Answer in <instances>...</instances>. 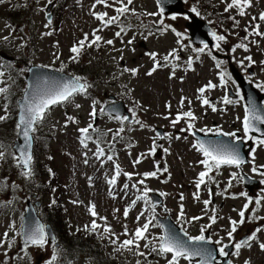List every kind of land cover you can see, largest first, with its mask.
Wrapping results in <instances>:
<instances>
[{
    "label": "rangeland",
    "instance_id": "374dc122",
    "mask_svg": "<svg viewBox=\"0 0 264 264\" xmlns=\"http://www.w3.org/2000/svg\"><path fill=\"white\" fill-rule=\"evenodd\" d=\"M60 1L61 6L59 8L55 6L53 20L56 15L57 18L48 27H45L48 23L45 12V8L48 5L47 0H5L4 3H0V56L7 52L15 57L19 56L21 59V63L17 66L10 65L0 58V65H2L0 71L5 73L3 77H0V80L3 81V83H0V87H3V85L8 87L10 85L9 81L11 79L9 77H13L12 66L18 69V75L13 77L16 82L12 86V93L7 95V97L0 94V115L6 113L4 105L8 106L7 111L9 109L13 110V94H18V97L22 95L24 91L22 79L28 70V66H25L28 60L32 64L40 63L46 66H61L63 62L71 60L73 56L70 51L71 47L82 39L85 33L89 35L90 40L93 31L102 27L100 22L95 19L93 13L107 12L109 16H113L116 13L114 8L119 6L116 4L114 7L108 8L104 5H96L93 8L95 0ZM109 2L111 3L112 0H109ZM222 6H226V4L223 2ZM129 7L135 10V14L130 12L123 16L124 18L121 20L123 26L130 25V28L125 33H122L120 37L115 35L117 31H120L117 23L103 28L102 31L96 33L103 38L100 46L98 48L96 46L85 47L82 50L83 54L81 53L76 61H72V63H79V59L82 57L89 65L92 70L91 77L93 81V89L89 95L95 97L91 98L87 95L79 94L75 96L74 101L68 107L60 105L53 107L44 121V137L50 141L47 143L48 148L66 152L70 155V158L63 157L57 151L55 165L47 164V169L52 170L51 174L49 171L45 173L49 177L44 178L42 174L39 178L30 180L20 174L16 162L10 155L6 156L4 163L0 166V180L6 177L9 185L15 182L19 186L15 189L12 188V190L11 187H8L0 191V204L11 201L7 206H0V239H3V233L7 231L9 239L15 241L11 247L8 244L0 247V264H35L40 256H46L49 251L51 253L52 249L50 247L44 249L29 247L27 250L31 257L29 259L22 251L23 245L19 241L20 235L18 234L22 226L26 201L30 199L29 195L39 193L36 189L38 188L37 184L51 178L59 179L61 182L63 191L61 194H56L55 198L60 199L64 204L70 218L69 222L75 230L90 231L85 229V225L90 226L93 220L88 211V206L91 203L96 205V211L99 216L107 218V223L117 235L123 233V225H127L129 232H132L140 225L139 223L143 224L142 222H145L147 218H151L153 215L156 217V221H153V223H157L158 217L164 216L162 206H156L153 210L151 204L146 205L145 201L142 200L137 201L134 206L131 204L136 196L141 195L137 189L141 190L142 193L145 186L157 193H167L166 196H163L162 205H165L176 222H178L180 205L183 204L185 212L183 222L190 234H200L201 227L210 223L209 216L212 215L213 208L216 209V214L219 218L208 229L219 239H222L223 243L228 241L226 233L230 230V217L239 221L238 213L243 210L244 204L248 202L247 197L239 195V193L245 192L238 190L239 185L243 186V181H233L232 194H236V198H230L229 195L217 188L222 182L227 183L231 173L236 172L239 174V169L222 166L218 174L214 171L211 175H213L215 182H209L207 187L202 186L199 190L200 200H194L193 193L197 191L195 180L198 178L199 172L204 170L203 165L199 161L204 159V157L193 147L194 137L191 131H181V129L187 128L186 119L181 120L174 127L172 125V120L178 112L191 110L197 117L193 130L197 131L202 129V127L208 126L209 128L211 124H217L224 132L242 131L241 119L245 114V110L243 100H240L236 94L239 88L232 79L221 85L218 75L219 69L216 68V60H213L212 56H215L217 60L225 61L224 67L227 69L226 60L223 58L218 59V55L214 53V55H209L207 50L199 54L194 51V49L199 47L192 44L189 39V33L185 25L188 19H184L183 14H177L179 18L175 21L171 19V16L164 14L162 16L159 14L147 15V13H159L155 0H133ZM221 10L224 12V9ZM247 12L244 23L240 20L239 29L227 31V35L226 32L223 33V35L227 36L226 42H220L222 51L218 50V52L228 54L235 46V41L236 44L239 43L236 37L242 31H245L246 20L253 15H255L254 17L257 20L260 13L264 12V0H252V6L247 9ZM232 13L236 12L232 11ZM161 18L164 19L165 24L175 27L183 36L178 37L170 29L163 33L157 31L159 27L158 21ZM6 25H10L11 28ZM149 31L153 34L149 35ZM259 31L264 33V21H261ZM47 32H52V35H44ZM5 36L10 38L4 40L3 37ZM133 37H135L134 43L129 45L127 42ZM251 38L253 44L249 40L247 43L248 51L238 48L232 54H236L237 57L246 61L245 66L240 65V67L245 68L244 71L246 73H248L247 66L249 67L250 62L245 57L251 56L255 62L250 65L254 70V75L248 78L252 81H262L264 85V36L253 34ZM109 39L113 40L112 45L104 43V41ZM25 46L30 49L29 52L25 50ZM132 49H135V51L133 52ZM121 50L123 51L121 52ZM173 50H175V54L179 56V59L170 57L168 61H164L163 57ZM25 51L27 58L24 61ZM89 52L90 57H86ZM152 52L158 54L157 60L161 62V66L152 75H148L147 73L154 66V61L146 53ZM94 54L95 58L93 59ZM121 55H123V59H121ZM57 56H59V59L56 58ZM197 56H199V60H196ZM189 58L192 59L190 68L188 66ZM125 67L129 69L136 68L138 72L133 76L130 72L123 71ZM173 71L175 72L174 75ZM209 82L220 84L221 97H223V94H227L229 99L237 102L224 104L222 100L216 101L214 102L217 108L216 112H213L210 106L203 105L201 99H198L201 96L198 89L205 87ZM18 86L20 87L17 88ZM230 88L235 93L234 96L230 94ZM105 92L128 97L130 99V110H134L136 117L145 125V127H141L135 123H121L120 120L110 119L107 116H103L97 122L98 127L96 128L108 132L111 138H113L115 129L125 128V132L121 134L123 137L122 143L119 147L116 146L117 150L113 156H116L120 166L124 168V172L134 174L130 183L133 181L137 183L140 179H145L139 174L155 171L157 162L161 164V169L165 165L168 167L167 173H158L159 178H147L144 185L137 184V188L130 187V193H127L126 190L125 194L120 193L119 196L109 195L107 190V178L113 175L112 161L96 159L94 153L97 148L93 147V144L85 148L80 143L82 135L79 129L95 122L90 116L93 99L98 98L100 103L98 101L95 107L99 108L102 102L107 101L104 97ZM216 92V89H206L203 96L211 99V95L216 94ZM182 97L185 98L183 107L180 105ZM77 104L80 105L79 108L76 107ZM166 113L170 116H167ZM66 114L75 117L77 123L68 122L67 127H65ZM156 126H164L168 132L162 144L163 149L168 148L169 151L164 153L163 156L161 155L159 159L154 155H148L153 145V140L157 138ZM12 133L11 126H5V129L0 130V134L8 135V140L14 141L17 139L18 133ZM177 136L180 139H176ZM55 137L56 139L51 142ZM184 137H187V139ZM0 150L11 153L12 146H6L5 149ZM109 151L110 149H107L106 155ZM141 154L145 155L141 162L136 164L138 167L136 169L133 162ZM85 159L88 160L87 164L84 162ZM38 163L40 164L41 162ZM64 163H67L71 169V172H69L70 177H72L71 181H68L62 174V172H65ZM254 164L256 166L264 165L263 145H258L255 151ZM252 167L253 162L249 172H252ZM39 169L41 171L44 168L40 167ZM123 179L125 183L129 181L125 176H123ZM165 180L167 181L166 183L163 182ZM69 183H71L70 187L68 186ZM29 184L32 188H30ZM119 185L118 190L122 191L121 183ZM208 188L212 191L211 196H209ZM181 193L184 196L183 201L180 200ZM219 193H223V195ZM49 198L50 194L48 193L45 204H43L44 209L50 203ZM206 199H211L212 201L208 206L207 212H205L203 204V200ZM73 201H80L81 203H73ZM126 207L130 208L127 218L123 216ZM117 209L119 211H116ZM141 212H144V216H141L139 223H137L136 217ZM200 213L202 215H198ZM254 213L256 218H253L252 214L251 218L246 221L250 223V232L257 227L264 228V219H260L264 217V200ZM196 215L203 218L199 221L190 220L191 217ZM246 217L247 213H245ZM97 223L103 225L105 222L97 218ZM13 224L14 227H10ZM241 226L239 225L237 230ZM246 229L247 227L244 228V232ZM161 230L159 226L150 227V234L153 237L162 235ZM101 232L102 229H97L92 233L94 237H99L107 243L106 255L111 257L112 251H114L116 246L112 245L110 239L106 238L108 234H104L102 237ZM242 235L241 233L238 234L237 239ZM126 238L130 237L120 235V240ZM260 242H264V231L257 233V239L252 241L251 248L245 247L241 250L239 257L234 256L233 264H244L246 260L250 261V264H264V251L258 246ZM145 243H148V241L140 242V251L148 253L150 249L143 247ZM6 250L7 256L4 255ZM135 251L133 249L131 252L133 257L130 264H137L138 260L140 264H164L167 262L166 258L154 253L148 255L147 259H145V257L135 255ZM167 258H171L170 254ZM73 264L90 263L81 260L73 262ZM180 264H189V261L181 259Z\"/></svg>",
    "mask_w": 264,
    "mask_h": 264
},
{
    "label": "snow or ice",
    "instance_id": "6c2138e0",
    "mask_svg": "<svg viewBox=\"0 0 264 264\" xmlns=\"http://www.w3.org/2000/svg\"><path fill=\"white\" fill-rule=\"evenodd\" d=\"M5 0H0V3H4ZM160 2V0H158ZM226 4L224 8V12H229L230 10L236 9L239 16H245L246 9L250 8L252 6V0H222ZM47 3L51 5L53 3V0H47ZM133 3V0H112L110 3L109 0H95V3L93 4V8L96 7V5H104L105 7L111 8L114 7V5L118 4L119 7H115L114 10L117 13L116 15L109 16L107 12H94L93 15L96 20H98L101 24V28H97L92 33V39L89 41V35L87 33L84 34V37L80 39L75 45H73L70 49L71 53H73V56L71 59L73 61H76L79 56L82 53V50L85 47H92L96 46L97 48L100 46V42L103 39L100 35H97L96 33L99 31H102L103 28H106L110 25L116 24L120 21V18L125 16L128 13L135 14V10L131 9L129 5ZM190 11L194 13L196 16H200L201 13L195 8H191ZM164 12V8H159V13H147V15H161ZM179 16L177 14H174L171 16V19L173 21L177 20ZM184 19H190L189 16L183 15ZM230 19L234 20V23L236 25L239 24L238 20H235V17H229ZM253 20L256 19V17L252 18ZM259 20L264 21V12H261L259 15ZM52 21L51 19L48 20V23L45 25V27H48L51 25ZM159 27L157 28V31H160L163 33L164 31L171 30L174 32L178 37H182L183 34L176 30L175 27H172L171 25H167L164 22V19L161 18L158 21ZM7 27L11 28L10 25H6ZM126 27L121 26L120 31H117L115 35L117 37H120L122 33L126 32ZM246 32H248V29H245ZM153 33L149 31V35H152ZM257 35V36H264V33L259 31V25H255L252 29V32L249 33V35ZM44 35H52V32L44 33ZM212 39L216 41L214 47L217 50H221V43L220 42H226V36L222 34H217L216 31H212L210 33ZM10 37L5 36L3 37L4 40H8ZM147 39V37H145ZM247 39V36L244 38ZM135 37L133 39L128 40V44L131 45L134 43ZM87 42V43H86ZM104 43L108 45L113 44V40L109 39L107 41H104ZM238 48H242L245 51H248V45L245 43H238L236 44L230 51L235 52ZM206 50H208V54L211 55V50L209 49V45L207 43H204L203 47L194 49L198 54L204 53ZM123 50H121L122 52ZM134 52L135 49H132ZM150 56V58L154 61L153 68L147 73L148 75H152L153 72L157 70L158 67L161 66L160 61L157 60V53H146ZM170 57H173L174 59H179V56L175 54V50L170 52L168 55L164 56V61H168ZM59 59V56L56 57ZM197 58H199L197 56ZM121 59H123V55H121ZM213 60H216V68L219 69L218 75L220 79L221 85L225 84L228 80H231L232 77L230 76L227 69L224 67L225 61L223 60H217L215 56H212ZM246 60L251 63H255L252 60L251 56L245 57ZM239 63L243 66L244 61L241 60ZM192 59L189 58L188 60V66L191 67ZM2 67V65H0ZM42 67H48L46 65ZM64 66L62 65L60 69L57 71L63 72ZM31 71V69H29ZM124 72H130L133 76H135L138 72V69L136 68H127L125 67L123 69ZM175 72L173 71V75ZM5 73L3 71H0V77H3ZM11 79V77H9ZM234 82V81H233ZM0 83H3L2 80H0ZM91 87V85L84 80L80 76H72L71 78H65V77H43L39 74L34 76L33 83L28 86V88L25 90V96L23 97L22 102L19 104V119L16 125L17 133L22 138L23 144L15 145V152L6 153L4 150H0V160H4L6 156L10 155L12 159L16 162V166L21 169V175L25 177L26 179H31L34 175L33 171V154H32V146L33 141L37 139L35 136V133L38 131V128L43 125L44 121L46 120L48 114L50 113L51 109L56 105L65 104L67 102H70V100L78 95L83 94L87 95L88 89ZM217 87V85L213 84L212 82H209L205 87H201L198 89V92L201 94L198 99H201V102L203 105H208L211 107L213 112L217 111V108L214 104H211L208 98L204 97L203 94L205 93L206 89H213ZM257 87L264 88V85H257ZM0 94L7 95L9 94V87H0ZM237 96H239L240 100H243L244 97L240 95L239 91L236 93ZM184 99L181 98L180 105L183 107ZM222 102L224 104H233L237 101H233L229 99L227 95H225L222 98ZM95 101L93 102L92 111L90 112V116L92 117L93 121L95 120L97 116V109L95 107ZM191 103V101H189ZM7 105H4V110L7 112ZM77 108L80 107L79 104L76 105ZM170 107V105H168ZM105 108H100L99 111L101 113L105 112ZM132 111V122L135 124L140 125L141 127H145V125L136 117V112L134 110ZM110 114L117 113L118 110L113 107L109 110ZM9 117L7 115H0V121H5ZM167 118V117H165ZM115 119L120 120L121 123L124 121H128V116L121 117L120 115L116 114ZM187 119L189 122L187 124L186 129H181V131H191L192 135H195V132L192 131L195 127L193 121L197 119V117L194 115V113L189 111H183L178 112L175 118L172 120L173 127L179 123L181 120ZM77 123L76 118L70 115L66 114V122L65 127H67V123ZM259 124H264V114H261L260 109L257 107L256 103L252 100H249L248 104L245 105V114L242 119V131H243V137L238 135L237 131L233 132H224L221 128L216 129H200L199 131H215V133L218 136H224V137H231L233 138L234 143H226L223 141H203V140H197V142L193 145V147L202 153L204 159L199 161L200 164L203 165L204 170L199 172L198 178L195 180V187L197 191L193 193V198L196 201L200 200V192L202 186L207 187L209 182H215L213 175H211L214 171L217 172L222 166H235L236 168H240L242 164H244L246 161L244 157L241 155V148L240 143L245 140H253L257 145H264V130L258 127ZM90 130L92 132H98V129L94 127L93 123H89L87 127L80 128L79 132L82 134V138L80 140V143L87 148V140L92 139V137L89 135ZM111 131V130H109ZM239 131V130H238ZM125 132L124 127H120L116 132L113 134V139L115 140L117 137H122V133ZM258 133V136L251 135L252 133ZM105 135V133H99V136L97 137V150L94 153V156L96 159H100L101 157H106L107 161H113V155H106L105 149L103 147H100V140ZM156 137L159 139L165 138L164 136H161L160 133H156ZM187 139V137H184ZM176 139H180L179 136L176 137ZM131 146V145H130ZM6 146L3 143H0V149H5ZM109 148H112V145H109ZM157 150V145L155 143V139L153 140V145L151 149L149 150L148 155H155ZM163 151L165 153H168L169 149L164 148ZM85 155H87L85 153ZM145 154H141L140 157H138L134 162L135 164H139L141 162V159L144 158ZM252 160H253V167L251 168L252 173L258 174L262 177H264V165L256 166L254 164L255 160V149H252L251 152ZM51 159V157H49ZM85 164L88 163V160L85 159ZM115 172L114 175L110 179H108L107 183L110 186H115L117 183V179L123 175L127 177L128 180H132L133 173L129 172H122L120 165L118 163H115ZM49 173H52L51 169H48ZM168 167L165 165L163 169L160 168L159 162L156 164V170L145 172L143 173V177L145 179L147 178H159L158 173H167ZM231 178L228 181L227 187L223 190V192H227L228 188L233 187V181H243L245 180L244 176L239 175L236 172H233L230 174ZM145 179H140L137 181V183L132 184V188H137V184L144 185ZM91 180V178H89ZM166 183L167 181H163ZM261 184H264V179L260 181ZM11 187L13 189L18 188L19 186L15 184V182H12L11 185L8 184L7 178H3L0 180V191L5 190L6 188ZM129 188V184L125 183L123 185V189L127 190ZM140 191L139 189H137ZM153 190L151 188H148L145 186L142 190L141 195L136 196L134 200H132L131 204L134 206L137 201L142 200L145 202L149 201V193H151ZM209 196L212 195V191L210 188H208ZM223 195V193H219ZM109 195H112V192L109 191ZM160 196H166L167 193L160 192ZM240 196H245L248 199V202L244 204L243 210H240L238 215L240 217L239 221L235 219H229L230 223V230L227 231L226 235L230 241V244L223 243L222 239L215 240V244L220 245L218 249V254L220 257H229L230 255L239 257L241 254V250L245 247L251 248L252 247V241H255L257 239V233H260L261 231H264V228L257 227L249 236L246 238L235 241L234 240V233H236L237 228L239 225H243L245 223V213L249 210V205L253 203V200L251 197H248V194L246 192L239 193ZM232 198H236V194H233ZM180 200H184V196L181 193ZM262 200H264V195L258 197L255 199L254 203L258 207L261 205ZM11 201H8L6 203L0 204V206H7V204H10ZM56 201L53 199L52 204H55ZM73 203H81L80 201H73ZM212 203L211 199L203 200V204L205 206V212L208 210V206ZM156 207L155 203H151V208L154 210ZM88 211L93 217L91 225H85L86 230H90L92 232H95L97 229H102L101 236L103 237L104 234H108L106 238L110 239V243L115 247V251L119 252L121 250H127L129 252L133 251L135 249V255L145 257L147 259L148 255H152L153 253L159 256H162L167 259V264H180V260H186L189 261V264H191V261L195 257H199L200 259L197 261V264H213V261H216L217 256V250L205 248L201 245L203 244H211L213 241L211 238H206L205 231L208 228H211L213 224L217 222V219L219 218L216 214V209H212V215L209 216L210 223L206 226H202L200 229V235L197 236H189L186 230L181 229L183 232V236L187 237V240L181 239L178 234L175 233V231L172 228H168L165 230V232L162 235L149 238V232L150 227H156L159 226L161 228L164 227L162 224L153 223V221H156L155 215H153L151 218H147L145 222L142 225H139L134 229V231L129 232L127 225H123L124 231L120 235H123L126 238L123 240H120V235H117L112 227L107 223L106 217H101L96 211V205L94 203H91L88 206ZM116 211H119L118 209ZM130 208H125L123 212V216L125 218L129 215ZM167 211V209H166ZM141 216H144V212H141L140 215L136 217L137 223H139ZM185 212H184V206L183 204L180 205V212L178 216V222L184 220ZM97 218L99 220L104 221L105 223L103 225L97 223ZM203 217L201 216H193L190 218V220H201ZM253 218L255 217V213L253 211ZM260 219H264V217H261ZM10 227H14L13 225H10ZM19 235L22 236L23 239V248L22 251L24 252V255L31 259V257L28 254V248L29 247H36L39 249H44L46 246L51 243L52 246V255L49 259L44 261V264H57L58 256L60 254L59 245L57 243V239L55 235L50 234L46 230V226L43 224H36L34 227L29 222L26 225H22V230ZM141 241H148V243H145L143 245L144 248H149V252L145 253L144 251H140L141 248ZM15 243L14 240L9 239V233L6 231L3 233V239H0V247H3L5 244H8L9 247H11ZM234 248V251L230 254L227 249L229 247ZM259 248L264 251V242L259 243ZM170 254V259H168V255ZM5 256H7V250L4 253ZM137 264H140V261H137ZM217 264L219 262L217 261ZM227 264H233L232 259L227 260ZM244 264H250V261L246 260Z\"/></svg>",
    "mask_w": 264,
    "mask_h": 264
},
{
    "label": "water",
    "instance_id": "95a60500",
    "mask_svg": "<svg viewBox=\"0 0 264 264\" xmlns=\"http://www.w3.org/2000/svg\"><path fill=\"white\" fill-rule=\"evenodd\" d=\"M160 4H161V7L164 8V12H166V13L181 12L182 11V8H181L182 3L180 0H160ZM48 17H50V15ZM188 28L190 30L192 38L196 41V43L200 44L203 42H208L211 44L210 33L213 30L209 24H207L206 22H204L203 20H200V19H193L191 22L188 23ZM232 71H233L239 85L242 88L243 96H244V99L246 101V104H248L249 100L254 101L256 103L257 107L260 109L261 114H264V105H263L264 94H262L260 91H258L250 82L245 81L243 76H241L240 73L234 67L232 68ZM37 74H39L41 76H46V77H65V78H71L72 77V76L66 75L64 73L54 71V70H50L47 68L33 67V68H31V71L27 77L28 86L33 83L34 76ZM22 100L23 99L20 100V103L22 102ZM113 107H115L118 110V112L114 113V114H110L109 110ZM105 109H106L105 112L110 114V115L118 114V115L122 116V114L127 113L125 105L122 102L111 103V104L107 105L105 107ZM258 127L261 128L262 130H264V124H259ZM252 134L259 135L258 133H255V132ZM216 138H223V139H220L219 141H223L226 143H227V140H229L228 137H224V136H218ZM18 144H23V140H18L15 142V145H18ZM239 146L241 148V151L243 152L242 145H239ZM243 153H244V159L247 162L248 161L247 160V153L246 152H243ZM246 185L248 186L249 183L247 182ZM153 199H154L155 204L160 203L159 197H156L153 195ZM29 222L32 224L33 227L36 224H42L40 222V220L37 218V216H36L35 212L32 210V208L28 209L27 213L25 214L24 225L28 224ZM160 222L162 225H164L165 230L168 228H172L175 231V233L180 236L181 239L187 240V237L183 236V232L181 231L180 227H178L170 217H168L166 219H160ZM47 229H48V232L50 233V228L48 227ZM201 246L205 247V248L217 250V253H216L217 259H216V261H213V264H217V261L219 262V264H227V260L229 259V257H227V258L220 257L218 255V249H217L215 244H212V243L211 244H203ZM227 250L229 253L231 252L230 248H228ZM197 259L199 260L200 258L195 257V258H193V261L197 260Z\"/></svg>",
    "mask_w": 264,
    "mask_h": 264
},
{
    "label": "trees",
    "instance_id": "16d2710c",
    "mask_svg": "<svg viewBox=\"0 0 264 264\" xmlns=\"http://www.w3.org/2000/svg\"><path fill=\"white\" fill-rule=\"evenodd\" d=\"M204 2L209 4L211 2V0H204ZM215 11H216V9H214V12H213L214 13V17H215L214 22L217 23L222 28H226V27H229V26H233V27H237L238 26V25H236L234 23L233 19H230L229 17H225L224 14L218 15V14L215 13ZM230 17H233V16H230ZM235 20H239V18L235 17ZM66 68L70 72H73L77 76L81 77V76H84V72L86 70V64L85 63H79V65L74 66L72 64V62H70V63L67 64ZM9 122H11V127L12 128H14L16 126V120L14 118L11 119V121H9ZM0 126H2V125L0 124ZM3 136H5V135H3ZM37 142H38V140H37ZM41 187H47L48 188V187H51V185L50 186H46V185L43 186V184H39L38 188H41ZM41 216L43 218H48V219L53 220L55 222L56 220H58V217H60V213L57 212L55 209L51 208L50 209V215L48 213H42ZM87 236L89 237L87 239H89V242H90V247L89 248H92L89 251L90 255L92 257L101 256L100 249L98 248V243L96 241V238L92 237L91 235H87ZM85 242L86 241L83 240V238H82V239H80V240H78L76 242V245L84 247V246H86L84 244ZM105 264H121V263H120V261L118 259H115L113 261H108Z\"/></svg>",
    "mask_w": 264,
    "mask_h": 264
},
{
    "label": "bare ground",
    "instance_id": "6f19581e",
    "mask_svg": "<svg viewBox=\"0 0 264 264\" xmlns=\"http://www.w3.org/2000/svg\"><path fill=\"white\" fill-rule=\"evenodd\" d=\"M39 184H43V186H44V185H46V186H50V185H51L50 182H46V181H42V183H39ZM39 184H37V185H39ZM37 187H38V186H37Z\"/></svg>",
    "mask_w": 264,
    "mask_h": 264
}]
</instances>
